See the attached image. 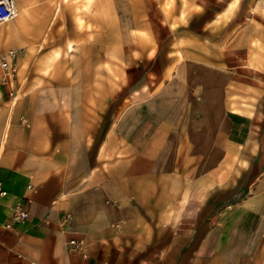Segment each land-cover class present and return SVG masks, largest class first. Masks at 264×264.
<instances>
[{
    "label": "crops",
    "instance_id": "1",
    "mask_svg": "<svg viewBox=\"0 0 264 264\" xmlns=\"http://www.w3.org/2000/svg\"><path fill=\"white\" fill-rule=\"evenodd\" d=\"M138 1L134 125L95 144L0 117V264H264V0Z\"/></svg>",
    "mask_w": 264,
    "mask_h": 264
},
{
    "label": "rangeland",
    "instance_id": "2",
    "mask_svg": "<svg viewBox=\"0 0 264 264\" xmlns=\"http://www.w3.org/2000/svg\"><path fill=\"white\" fill-rule=\"evenodd\" d=\"M108 1L102 14L100 0H20L19 21L10 24L14 32L5 36L7 27L0 25V56L15 52L12 74L0 68V117L10 112L11 122L33 137L47 128L57 139L69 128L80 142L91 128L95 144L115 122L135 124V101L143 96L135 95V67L125 47L144 17L138 0ZM50 56L56 58L45 68ZM172 116L179 120L180 113ZM120 131L129 137L133 130ZM178 140L173 130L172 141ZM172 151L179 145L173 143Z\"/></svg>",
    "mask_w": 264,
    "mask_h": 264
},
{
    "label": "built area",
    "instance_id": "3",
    "mask_svg": "<svg viewBox=\"0 0 264 264\" xmlns=\"http://www.w3.org/2000/svg\"><path fill=\"white\" fill-rule=\"evenodd\" d=\"M13 1L14 0H0V25L7 23L13 18ZM14 57L15 52L11 49L7 50L3 55L0 56V67L10 75L14 71ZM26 187L30 188L29 185H27ZM7 195V191L3 188L0 182V200L6 198ZM4 206L12 220L21 222L28 218V213L25 209V200L23 198H14L5 201ZM68 244L73 249H77L79 246V243L76 240H69Z\"/></svg>",
    "mask_w": 264,
    "mask_h": 264
},
{
    "label": "bare ground",
    "instance_id": "4",
    "mask_svg": "<svg viewBox=\"0 0 264 264\" xmlns=\"http://www.w3.org/2000/svg\"><path fill=\"white\" fill-rule=\"evenodd\" d=\"M13 5H14V16H13V18L10 20V21H8L7 22V24L9 23V24H11V23H13L15 20H19V8H20V6H18V8H17V12H16V6H15V0L13 1ZM6 24V23H5ZM3 25V24H2ZM1 68V67H0ZM2 69V68H1ZM3 70V69H2ZM3 71H5V70H3ZM6 73V72H5ZM10 75V74H9ZM15 100V99H14Z\"/></svg>",
    "mask_w": 264,
    "mask_h": 264
}]
</instances>
